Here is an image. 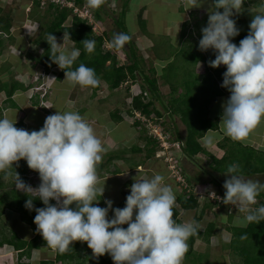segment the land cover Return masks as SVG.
<instances>
[{
  "label": "clouds",
  "instance_id": "1",
  "mask_svg": "<svg viewBox=\"0 0 264 264\" xmlns=\"http://www.w3.org/2000/svg\"><path fill=\"white\" fill-rule=\"evenodd\" d=\"M203 2L188 0L190 8ZM103 3L104 0H87L92 9ZM243 3L244 0H213L198 45L202 52L213 51L215 59L209 60L210 67L226 66L221 87L230 96L223 104L221 123L223 135L234 141L248 137L264 118V9L253 15L247 36L237 45L232 38L240 34V29L231 17L234 10L241 11ZM131 38L125 32H114L109 47L120 50ZM69 40H72L69 32H64L62 44L52 33L48 35L52 62L65 70L64 80L70 84L98 87L100 80L93 68L83 63L73 68L81 51L69 47L66 43ZM81 43L87 53L95 51V40L85 39ZM36 83L41 86L43 81ZM45 96L41 97L40 106L49 108ZM14 125L13 120L0 118V171L11 175L15 188L28 196L25 208L36 212L34 223L47 247L64 253L73 241H81L87 242L93 257L107 253L114 264H182L188 251L187 241L196 233L197 226L191 220L176 222L173 212L176 196L162 174L135 179L123 208H113L111 200L105 201L106 207H100L94 204L100 200L96 199L97 194L102 197L104 193V185L98 187L97 165L105 148L84 117L78 112L57 111L45 118L38 131L29 132ZM217 139L215 133L206 132L203 143L212 145ZM20 160H25L32 172L39 174L38 187L26 184L12 171L14 162ZM225 174L230 178L223 184L222 202L245 213L236 223L247 227L264 221V205L252 207L264 192V182L246 179L237 163L229 164ZM211 194L216 196L215 192ZM35 199L42 201L44 207L34 208Z\"/></svg>",
  "mask_w": 264,
  "mask_h": 264
},
{
  "label": "trees",
  "instance_id": "2",
  "mask_svg": "<svg viewBox=\"0 0 264 264\" xmlns=\"http://www.w3.org/2000/svg\"><path fill=\"white\" fill-rule=\"evenodd\" d=\"M75 1L78 5L82 6L84 0ZM103 4L98 9H95L94 12V18L100 22L105 21L104 16L102 15ZM249 5H254L255 8L249 9ZM32 7L33 10H30L31 12L29 13L28 18L24 9L19 13L16 12V14L13 12L14 10L4 13L2 5H0V33L7 34L9 36V38H4L2 34L0 35V54L4 49H6L4 44L5 41L8 39L11 42L13 41L14 37L12 36L11 31L13 27H17L18 25L30 21L38 22L40 23L41 31H44L40 34L41 38L37 36L39 40L36 37L35 39H32V43L39 48H42L43 53L40 56L33 58L34 65L42 66L45 71L49 73L53 68L58 66L52 62L50 57V45L46 41L48 35L52 33L58 39L59 37L64 36V32H69L72 39L69 40V42L72 43V47L79 48L81 51V55L73 65V68L77 67L80 63L93 68L100 82H105L112 91H117L122 88L124 84H129L128 81L130 80L135 82L139 77L143 79V83L140 85V93L133 97L131 103L132 105L128 112L129 116L133 115L136 111L149 119H153V116H156L159 119L163 118L162 112L156 107V100H159L163 104L164 109L169 110L172 117L180 116L182 122L186 126L187 135L183 142L181 141L179 133L173 140L182 143V152L185 155L186 160H189V162L194 164L193 166H195L196 169H201L205 174L210 176L209 180L203 182L200 178L201 172L200 174L195 175L193 173L189 174L183 164H180L179 166L186 181L190 183L191 186H189V193L184 190V194L180 193L177 195L176 202L180 209L185 212L195 211L196 217H194L193 220L197 226L196 233L190 236L187 241L188 251L184 256V264H197L200 256L208 255L209 259V254L198 252L195 249V245L196 242L200 240L204 241L208 245L211 244L212 238L215 237L214 233L216 232L217 226L215 222H211L207 224L203 230H201L202 218L209 210L217 213L218 209L223 211L224 209L226 211L228 209L209 200L204 209L200 210L201 202L196 197L195 192H193V185L196 184L194 185L195 187H206V185L207 187L208 185L211 187L213 186V188L215 187L220 195H224V182H222L216 174L224 175L226 173L227 166L232 163L240 165L241 173L244 177L264 176V150L257 149L252 145H245L239 141H233L230 138L225 137L217 145L218 149L223 151V156L218 158L200 143V140L206 135V132L210 130H219V123L215 122L218 121V119L209 118V106L216 98L230 94L226 88L221 87L223 82V73L226 71V66L221 65L218 68L210 67L208 63L209 60L215 59L213 51L209 49L208 53L205 54L199 50V40L202 38L201 29L207 25L208 18L203 20H200L199 18L198 20L194 19V27L197 30L198 36L196 39H184L183 41L189 50H194L191 52L192 55L190 56V59L193 62L192 65L194 66L191 69L194 73L192 79L174 84V80H177L178 76L168 79L165 73L161 74L159 72V69H157L158 67H151L149 70L146 69L147 61L132 39L127 43V49H125V47L120 50H116L114 48L108 49L106 43L111 41L114 32L107 30L104 31L103 34L97 35L93 30L94 26L90 24L88 20L75 15L73 8L55 7L50 5L43 9L38 2H34ZM242 9L244 10L237 13L236 16L231 17L236 20V25L240 29V34L232 38V42L237 45L241 39L247 36L249 32V24L253 19V15L259 10L264 9V0H244ZM219 11L223 12V9H219ZM143 13L144 10H141L138 14V20L140 23L146 22V20L143 19ZM126 14L127 6H124L122 8V16L120 18H113V27L117 30V32H125L128 34V30L124 25ZM106 15H108V13ZM15 17L17 18L14 19ZM70 17L72 22L71 24H67ZM187 27L188 24H184V26H182L181 39L185 38ZM190 37L193 36L191 35ZM85 39L95 40L96 45L93 53H87L84 50L81 42ZM181 51H179L175 57H179V54L182 53ZM118 52H124L126 54L128 63L125 65L120 63L118 59ZM200 63L204 65V69L202 70L197 67ZM166 69L167 67L161 70L165 71ZM63 72L64 73L59 75V79L65 75V70H63ZM160 78L166 81L171 89V98L167 105H165L162 101L159 86ZM0 82L2 83L3 81ZM2 84V87H0V93L5 92L7 95L5 108L9 107V104L13 108L18 107L13 101V96L17 90H25L26 88L24 85L17 82H13L12 84ZM100 87L101 83L98 87L91 88L94 93H97ZM178 88L179 90L180 88L184 90L179 91ZM202 98L205 99V105L200 103V99ZM196 107L199 109L198 111L196 110ZM1 113L2 109H0V116ZM118 114L122 116L120 119H118ZM190 114H194L193 122L188 119L190 118ZM112 118L115 121H123L124 118L121 109H117L114 114H112ZM140 124V121L136 122V128L138 126L140 127ZM14 126L25 129L22 119ZM174 132L177 133L176 129ZM140 137L145 142L144 148L135 147L132 151L144 153L146 160L154 158L158 148H160L159 141L148 136L144 138L143 136ZM119 156L120 155L114 153L110 154V156L106 158L104 157L105 160L103 158L101 159L97 165V175L99 178H104L106 175L114 176L121 173V170L117 166H112L111 168L113 161L118 159ZM200 156H207L209 158L210 163L208 164V169L202 168L200 165H196ZM13 168L14 169L12 171L14 172L15 170L19 174L20 178L27 184V175L29 172L34 170L28 167L25 160L14 162ZM5 179H12V176L6 175L5 171H0V217L4 214V210L6 209L17 211L21 215V219L31 227L35 236L31 240L26 241L20 239L16 234H14L10 239H4V241L0 242V245H4L5 243L12 246L19 251L20 257H31L34 250H41L44 248L52 250L47 247L46 241L37 231V227L34 223L36 212L34 210L29 211L25 208V202L28 199V196L25 193L18 191L15 187L9 188L10 183H4ZM194 181L196 183H194ZM11 185L14 186V184ZM178 186H180L179 183ZM257 200L258 203L255 205L256 207L264 205V192L257 197ZM51 203L55 202L51 201ZM33 204L34 208L44 207L42 201L39 199H35ZM119 207L123 208L124 204L121 203ZM173 212L176 222L183 223L184 221L180 218V210L174 207ZM229 218L231 220H228V223L225 217L224 221L226 222V230L231 234V239L228 243L222 242V249L229 252V255L233 258V264H264V221L259 224L251 223L248 224L247 227H241L236 223L237 219L241 217L233 214L230 215ZM123 227L127 228L126 226ZM40 264H114V262L107 253L98 258L93 257L92 250L88 248L87 242L73 241L66 252L60 253L56 251L54 260H42ZM206 264L213 263H209L207 260Z\"/></svg>",
  "mask_w": 264,
  "mask_h": 264
},
{
  "label": "rangeland",
  "instance_id": "3",
  "mask_svg": "<svg viewBox=\"0 0 264 264\" xmlns=\"http://www.w3.org/2000/svg\"><path fill=\"white\" fill-rule=\"evenodd\" d=\"M212 0H204V2L198 7H191V5L188 3L187 7H189L188 9L185 6V9H187V11L185 10V13L183 11V4L186 2V0H178L177 4L180 5V11H176L174 6H165L162 3H160V0H109L106 1L104 0V4L102 7V15L104 16L105 21L104 22H100L97 21L94 17L93 19H95L94 23V32L97 35H101L103 34L104 31L110 30V28L113 27V18H120L122 16V8L124 6H127V14L126 17L124 19V25L126 27V29L128 30V34L132 37L131 39L135 42L137 48L141 51L143 57L145 58V60L147 61V66L146 69L149 70V68L151 67H158L157 69H159V72L165 73V75H167V78L171 79L172 77H177V80H174V84L178 83V82H184V80L188 81L189 79H192L194 73L193 71H191V69L194 67L192 64V60L190 59V56L192 55L191 52H193L194 50H189L186 46V44L183 42L184 39H196L198 36L197 30L194 27L195 24V20H198V18L200 20H203L205 18H208V14H209V9L205 6V4L208 2H211ZM171 2V1H170ZM188 2V1H187ZM75 5L78 6L77 2L73 3ZM87 4V0L83 1V5ZM0 5H2V9L4 11V13H8L10 10H14L13 12L16 14L21 12V10H25V13L27 14V17L29 16V13L31 12L30 10L33 8L32 7V3L28 0H0ZM82 5V6H83ZM69 6V5H67ZM71 6V5H70ZM80 6V5H79ZM25 7V8H24ZM89 9L91 10H95L92 9L88 6ZM142 8L144 9V13H143V19L146 20V22H141L138 20V14L140 13V11L142 10ZM196 8V9H193ZM211 8V7H210ZM255 8L254 5H249V9H253ZM199 9V10H198ZM33 10V9H32ZM108 10V11H107ZM244 9H242L241 11H243ZM115 14H114V13ZM1 13V12H0ZM108 13V15H106ZM185 15V18L182 20V25L184 26V24H188L187 27V33L185 38L181 39V32L177 31V29H175L174 31H172V28L170 29H166L165 26L168 22V25H174L176 23V20L181 18L182 15ZM194 15H192V14ZM1 15V14H0ZM237 13L234 10V16H236ZM26 16V15H25ZM17 17H15L14 19H16ZM29 18V17H28ZM72 19L71 17L69 18V21L67 22V24H71ZM27 23V24H26ZM21 24L20 27L25 28V35L27 37H29L30 41L33 42L32 39H35L36 36L40 37L41 32L43 33V31H41V27H40V23L38 22H26ZM180 25V24H179ZM19 29L16 30V28H12V34H16L18 32ZM112 31V30H111ZM166 33V36H169L171 39H168V37H166L164 34ZM169 34V35H167ZM193 37H190V36ZM14 37V36H13ZM37 37V39L39 40V38ZM17 38V37H14ZM13 38V43H12V47H10V51L7 54V56H9L11 54V52L16 53L17 55L21 56V57H25L26 53H27V49L29 50V48H34L35 46H31L29 45L30 43L25 42V44L21 43L23 42L22 40H19L18 42H16V39ZM174 41V42H170ZM180 40V42H179ZM57 42L62 44L63 43V36L59 37L57 39ZM190 42V41H188ZM67 45L69 47H72V43H70L69 41L66 42ZM108 48H109V42L106 43ZM125 49L128 48V44H126ZM38 53L36 52V56H40L41 53L40 51L42 50L41 48H37ZM182 50V51H181ZM181 51L182 53L179 54V57H175V55L177 56L178 52ZM209 51V50H208ZM208 51L206 52H202L207 54ZM5 55V54H4ZM16 55V56H17ZM181 55V56H180ZM118 59L120 61L121 64L125 65L126 63H128V59L126 57V54L124 52H118ZM21 64H26L27 61L24 59L21 60ZM7 62V61H6ZM4 62V63H6ZM26 62V63H25ZM2 64H0V67H2ZM5 70L6 72L10 71V63H7L5 66ZM167 67V69L161 70L163 68ZM200 70L204 69V65L202 63H200L197 66ZM206 67V66H205ZM40 71V70H39ZM61 73H64L63 70ZM4 74V72L0 69V75ZM18 76V75H17ZM24 80V79H23ZM4 83V82H3ZM101 87L99 90L101 95L104 96L106 98V94L107 93H116L118 94L117 97L120 98L118 100V102H121L122 104L120 106H118V109H121V112H125V110L127 108L130 109V104L131 102L129 101V98L131 97L130 94V90L131 87L135 88V91L139 94L141 91L140 85L143 83V79L141 77H139L135 82H133L132 80L128 81L129 84H124L122 86V88H120L119 90L116 91H112L110 90V88L108 87V85L101 81ZM1 82H0V87L1 86ZM3 85V84H2ZM55 83H52L51 87H54ZM67 86H69V84H67ZM78 89H82L81 86L76 85ZM159 86H160V93L162 95V101L164 102L165 105L168 104V101L171 98V93H170V86L169 84L162 80V78H160L159 81ZM138 89V91H137ZM179 90V88H178ZM180 90H184L182 88H180ZM179 90V91H180ZM104 93V94H103ZM131 93H133L131 91ZM30 96L33 95V91L29 92ZM201 97V96H200ZM114 98V95L111 97ZM228 98L224 99V102L219 100L217 102L213 101L211 103V105L209 106L210 109V115L209 118L210 119H218V118H214V117H218L221 115V110L223 109V104L227 101ZM113 100V99H111ZM205 99L202 98L200 99V103H202V105H205ZM46 101V100H45ZM130 102V104H129ZM156 107L162 112L163 114V118L159 119L156 116H153V119H149L150 122L144 124L143 122H141L140 128L139 126L136 128L138 132H136L135 136H134V143H133V147L138 146L139 148L143 147L145 145V142L142 140V138L139 136H143L146 137H152L157 139L160 143V148H158V151L156 153V155L154 156V158L152 160H150V164L149 162L146 164V159H145V154L144 153H139V152H133L132 148L130 149V147L126 145H118L121 149H116L114 152L112 151L111 153L105 154L102 158L104 159V157H108L110 156V154H117L120 155L119 157H124L126 158V165H123L122 162H120V164L118 165L116 162V160L113 161L112 166H116L118 165L120 169H122V167L124 168V170L127 172L126 174H128L130 172V168H131V173L134 174L135 171L132 169L131 166L136 167L137 164H142V166H140V168L138 167L137 170H141L144 171L143 174L147 175V169H150L152 171H154V173L156 171H161L164 172L165 174H163V176L165 177V182L170 185L172 187V189L176 190L175 196H177V194H184V189L183 187L178 186V182L179 180L174 176V171L175 168H179L180 164H183V166L187 169L189 174H200V178L201 181L206 182L207 180L210 179V176L208 174H205L203 170H197L194 171L195 166H193L194 164H192L191 162H189V160H187V163L185 161V155L182 152V147L181 148H176L173 147L171 145V149H166L163 147L164 142L159 139L158 134H168L169 139H171V141H174V137L177 136V134L179 133L180 137L183 139V141L185 140V137L187 135V129L185 124L182 122L180 116H174L172 117L171 113L169 112L168 109H164L163 104L159 101L156 100L155 101ZM40 105H42V103H40ZM48 106H50L49 103H47ZM111 105L113 106L112 109H114V104L111 103ZM132 105V104H131ZM125 110H124V109ZM124 111H123V110ZM117 110V109H116ZM196 110L198 111L199 109L196 107ZM187 113V112H186ZM135 119L131 118L128 119L129 123L134 122L135 121H139L141 120L140 118H138L135 114H133ZM194 114H190V118L189 121L193 122V116ZM216 123H219V130H210L209 132L211 133H215L217 136V141H221L222 139H224L227 136L223 135V125H222V118H220L218 121H215ZM130 127H132V125H129ZM125 128L127 129V127L125 125H121L119 126L120 131H124ZM176 129L177 133L174 132ZM204 138V137H203ZM229 138V137H228ZM231 139V138H230ZM232 140V139H231ZM234 141V140H233ZM239 142L245 144V145H254L253 147L259 149H263L264 150V118L261 119L260 123L250 132V134L248 135V137H246L243 140H240ZM203 143V141H202ZM204 144V143H203ZM170 145V144H169ZM207 150L209 152H211L212 154H214L216 157L220 158L221 156H223V151L219 150L217 148L214 149V147L211 148V145H208ZM126 149V150H125ZM105 160V159H104ZM210 163V160L207 156H200L199 161L196 163V165H200L202 168L208 169V164ZM135 164V165H134ZM172 172L174 174H172ZM176 172V171H175ZM130 173V174H131ZM143 175V176H145ZM176 175V174H175ZM184 176V175H183ZM216 176L222 180V182H225V180L228 177L226 174L224 175H220V174H216ZM107 177V176H106ZM147 177V176H146ZM122 178V177H121ZM132 178H134V175H132ZM246 179H253V180H259L261 182H264V176L260 175V176H255V177H245ZM36 176L34 177V180H30L28 177V182L27 184L30 185V182H35L37 183L38 180ZM118 182V181H117ZM6 184H9V188H13L15 187V185H11L14 184L13 179H5ZM194 183H196L194 181ZM188 186H191L190 183L187 182ZM196 185V184H194ZM194 187L193 192L195 193H201L202 192V186L200 187ZM35 186V184H34ZM104 186L108 189H111L113 191L114 188L117 189L119 186L117 183L113 182V181H109L104 183ZM185 187V186H184ZM207 187V185H206ZM211 189L207 190L206 192L209 194H211V192H216L217 190L216 188L213 186H209ZM207 187V189H208ZM192 188V187H191ZM129 192V191H127ZM121 196H122V191L120 192ZM198 198V200L201 202V206H200V210H203L204 207L206 206V204L209 202L208 199H204V197L197 195L196 196ZM126 198V196H125ZM97 200H99L98 198H96ZM119 199L120 197H117L115 199V202L117 203L118 208L119 207ZM126 201V199H125ZM125 203V202H124ZM123 203V204H124ZM94 204H98V206L103 207L100 204V200L98 202H94ZM104 206L106 207V204H104ZM113 208H116V205H112ZM175 208L180 210V214H181V218L182 220L188 221H194L193 218L196 217V213L195 211H191V212H185L184 210H181L179 205L175 204ZM8 210L10 209H6L4 210L5 214L1 215L0 217V222L2 223H6L10 230L12 231H16L17 235L21 238V239H27L31 233V227L26 224L21 218V215L15 211V210H10L11 212H13L16 215V218L11 217ZM235 214V216L238 217H243L245 215V213L243 212H239L238 208H234V209H230V210H219L217 211V213L215 211H211L209 210L208 213L202 218L201 221V230H203L207 224L211 223V222H215L216 223V232L214 233V238H212L211 240V244H206L204 241H197L196 245H195V249L198 250V252L201 253H208L209 254V259H208V255L207 256H200L199 257V262L197 264H206L207 260L209 261V263H213V264H233V258L231 257V255H229V252L226 250L222 249V245L223 243H228L230 238H231V234H229L226 231L225 225L226 222L224 221V217L225 219H227V223L228 220H231L229 217L230 215ZM113 215L112 211H109V218H111V216ZM9 217V218H8ZM11 217V218H10ZM5 218V219H4ZM126 226L127 225H123ZM12 233L8 232V236H11ZM33 235V234H32ZM223 242V243H222ZM55 252L54 250H49L47 248L41 249V250H34L32 253L31 258L27 259H23V257H20L19 253L16 251L15 248H13L10 245H2L0 246V256L1 255H8L6 258L0 259V263L1 264H34L36 263V261H40V260H44L43 258H47V259H53L55 258ZM32 259V260H31ZM29 260V261H28ZM37 261V263H38ZM182 264H184V259L182 260Z\"/></svg>",
  "mask_w": 264,
  "mask_h": 264
},
{
  "label": "crops",
  "instance_id": "4",
  "mask_svg": "<svg viewBox=\"0 0 264 264\" xmlns=\"http://www.w3.org/2000/svg\"><path fill=\"white\" fill-rule=\"evenodd\" d=\"M177 1L178 0H160V3H162L165 6H174L176 11H180L181 7L179 4H177L178 3ZM187 1L188 0H186V2L183 4L184 13H185V10L187 11V9L189 8V7H187V4H188ZM185 6L187 9H185ZM205 6L208 9H210V7L212 6V1L208 2V4L206 3ZM144 9L145 8H142V10H144ZM193 9H196V8H193ZM184 13H183L181 18L176 20V23L174 25H168V22L165 23V24H167L165 26V28L167 30L172 28V31H174L175 29H177V31H178V29H179V31L181 32L182 26H183L181 23H182V20L185 18ZM20 26L21 25H18L17 27H13V28H16V30L19 29L16 34H12V36L17 37V38H14V39H16V42H18L19 40H22L23 42H21V43H23V44H25V42H28V43H30L29 44L30 46H31V44H32V46H35V44H33L30 41V39L33 37H31L29 39V37H27L25 35V28H22ZM111 30L113 32H117V30L114 27L110 28V31ZM166 33L167 32H165V34H164L165 36H166ZM167 35H169V34H167ZM166 37H168V39H171L169 36H166ZM4 38H9V36L4 35ZM169 41L171 43L174 42L171 40H169ZM12 43L13 42H11L9 39L7 41H5L4 44H5L6 49H4L2 51V53L0 54V64L3 63L2 67H0V69L4 72V74L0 75V81H3L4 83H11V84L13 82L14 83L17 82L19 84L24 85V87L26 89L25 90L19 89L14 93L13 101L18 106L16 108L11 107L10 104L8 105L9 107L5 108V104H6L5 100L7 98V95L5 92L0 93V109H2V113H1L0 118H9V119L13 120L15 122V124H17V122H19L22 119L24 122V125H25V129L28 130L29 132H31L33 130L38 131L43 126L45 118L51 114H55L57 111H60L62 113L66 112V111L78 112L82 117H84L90 123V125L93 127V129L95 131V134L102 141L103 147L105 148V151L103 153H101L102 157L105 154L111 153L112 151L114 152L116 149L117 150L121 149L120 148L121 145L127 144V146L130 147V149L133 147L134 136H135L136 132H138L136 129L135 123L139 122V121L134 120V122L129 123L128 119H131V118L135 119L134 115H131V116L128 115L129 108H127L126 110L123 108L125 110V112H123V118H124L123 121H119V120L115 121L112 118V114H114L116 109H118L117 107L122 104L121 102H118V100L120 99L117 97L118 94L107 93L106 98H105L104 96L101 95V93H100L101 90L97 91V93H94V91L91 87H82V89H78L76 85L70 84L68 81L64 80L65 76H62L61 79H59L55 83L54 87L51 90H43L41 93H36L32 97V96H30L29 92H30V89L32 87L37 86L35 76L39 72V70H41V67H42L40 65H34V60H33V58L37 57L35 55L36 52L38 53V50L36 49V47L37 48H39V47L36 46L32 49L31 48H29V50L27 49V53H26L25 57H21V56L17 55V52L16 53L11 52V54L9 56H7V54L10 51V47H12ZM40 53H42V52L40 51ZM23 59H24V61L25 60L27 61V63L25 62L26 64H21V62H22L21 60H23ZM4 62H6V63H4ZM7 63H10V66H11L9 72H6L5 67H4ZM67 84H69V86H67ZM131 91L133 93H131ZM137 91H138V89H137ZM42 94H46V96L44 98V100H46V101H44V102L50 104L49 108H45V107L40 106ZM130 94H131V97L129 98V101L132 103L133 97L138 94L135 91L134 87H131ZM113 95H114V98H111ZM229 96H230V94L223 96V97H218L214 101L217 102V101L221 100L224 102V99L229 98ZM111 99H113V100H111ZM130 102H129V104H130ZM111 103L114 104V109H112L113 106L111 105ZM129 107H131V104ZM222 114H223V109L221 110V115L218 117H214V118H218V120H219L220 118H222ZM117 116H118V119H120L122 117L120 114H118ZM130 124L132 125V127L129 126ZM121 125L122 126L125 125L127 127V129L125 128L124 131L123 130L120 131L119 126H121ZM139 138H140V136H139ZM181 141L183 142L182 138H181ZM202 141H203V138L200 140V143L202 144L203 147L206 148L208 145L203 144ZM219 142L220 141H217L216 143L212 144L211 148L214 147V149L215 148L218 149L217 145ZM118 145H120V147ZM144 146L141 148H144ZM252 146H254V145H252ZM136 147H138V146H136ZM133 148H135V147H133ZM259 149H261V148H259ZM139 153H142V152H139ZM119 158H118V160H116L115 163H117L119 165L120 162H122L123 165H126V161H128V160H126V158H124V157H121L120 159ZM152 159L145 160L146 164L148 162L150 163V160H152ZM185 161L187 163L186 159H185ZM118 165H116V166L119 168ZM140 166H142V164H137L136 167L131 166L132 169L135 171L134 174L131 173V168H130V172L128 174H126L127 172L122 167V169L119 168L121 170V173L118 175H114V176L113 175H106L107 177H104V178L98 177V187H102L104 185V183L109 182V181H113V182L117 183L119 186L117 189L114 188L115 191L108 189L104 186V193H103L102 197H100V195L97 194L96 198L100 199V204L103 207H105L104 204H106L105 203L106 200H111L113 202V205L114 206L116 205V208H118L117 203L115 202V199L117 197H120V199H119L120 203H118L119 206L121 203L123 204L125 202V199H126L125 196L127 197V195L130 194V186L134 183L135 179L136 180H138V179H150L156 173L165 174L164 172H161V171H156L154 173V171L147 169L148 170L147 175H145V174H143L144 171L137 170V168L138 167L140 168ZM197 170L198 169H196V167H195L194 171L197 172ZM132 175H134V178H132ZM143 175H145V176H143ZM121 191H122V196L120 193ZM127 191H129V192H127ZM175 193H176V190H175ZM101 200H102V203H101ZM124 206H125V203H124ZM8 212H9L11 217L16 218L17 214L12 216V214H14V213L11 212L10 210H8ZM4 214H5V212H4ZM181 214H180V216H181ZM8 232H11L12 235L8 236ZM31 233L33 235L30 234V236L27 239H25L26 241H29L32 238H34L35 235H34L33 230H31ZM14 234L17 235L16 231L10 230L9 226L5 222L4 223L0 222V242L4 241V239H6V240L10 239ZM22 240H24V239H22ZM4 245H7V244L4 243ZM0 246H2V245H0ZM17 252H19V251H17ZM7 256L8 255H4V256L1 255L0 259L6 258ZM31 256H32V254H31ZM25 258L29 259L31 257L23 256V259H25ZM43 259L49 260L47 258H43ZM54 259L55 258L50 259V260H54ZM37 261L34 264H40V262L42 260L38 261V263H37Z\"/></svg>",
  "mask_w": 264,
  "mask_h": 264
},
{
  "label": "built area",
  "instance_id": "5",
  "mask_svg": "<svg viewBox=\"0 0 264 264\" xmlns=\"http://www.w3.org/2000/svg\"><path fill=\"white\" fill-rule=\"evenodd\" d=\"M31 3H34V2H38L41 6V8L45 9L46 7L50 6V5H53L55 7H67V8H73L74 9V14L75 15H78L79 17L85 19V20H88L90 22V24H92L93 26L95 25L94 21L95 19H93L94 17V11L89 9L88 8V5L84 4L83 6H77L73 3H76L75 0H30ZM69 5V6H67ZM71 5V6H70ZM95 29V28H94ZM107 46V45H106ZM108 48V46H107ZM108 49H111L110 47ZM62 70L59 68V67H55L53 68L49 73L45 72L44 69H41V72H39L35 79L36 81H39V80H42L43 81V84L41 86H37L35 87L34 89H32L31 91H33V95L36 92H38L39 90L41 89H50L51 88V85L53 83V80L57 77V75L59 73H61ZM32 95V96H33ZM45 94H43L42 96H44ZM134 114L140 118L141 122H143L144 124L150 122L149 119H147V117H145L144 115H142L141 113L139 112H134ZM159 139H161L163 142H164V145L163 147L166 148V149H171V145H172V148L173 147H176V148H181L182 147V143L179 142V141H171V139H169L168 137V134H158ZM158 140V138H157ZM170 144V145H169ZM176 171V172H175ZM175 171L174 174L172 172V174H174L173 177L177 178L179 180V184L183 187L184 190H186L187 193H189L190 191V187L187 185V181L185 179V177L183 176L182 174V171L180 168H175ZM36 176L37 179L35 180H38L37 183L35 182H30V185L33 187V188H36L39 186L40 184V178H39V174L36 173V172H32L28 177L30 180H34V177ZM35 184V186H34ZM185 186V187H184ZM202 192L201 193H195V195H200L202 197H204V199H208L210 201H213L217 204H220L222 206H224L226 209L230 210V209H234V208H237L235 205H225L223 202H222V198L224 197V195H220L218 192L216 194V196L212 195V194H209L206 192L207 190L211 189L208 187H205V186H202ZM213 192V191H212ZM211 192V193H212ZM220 199H219V198ZM257 203H258V200H257ZM252 207H256L255 205H253Z\"/></svg>",
  "mask_w": 264,
  "mask_h": 264
}]
</instances>
